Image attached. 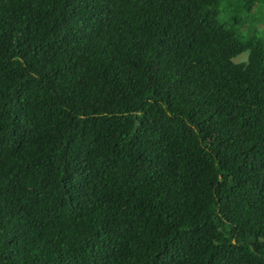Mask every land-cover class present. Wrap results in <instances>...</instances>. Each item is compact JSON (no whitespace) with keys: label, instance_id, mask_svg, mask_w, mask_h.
Here are the masks:
<instances>
[{"label":"trees","instance_id":"1","mask_svg":"<svg viewBox=\"0 0 264 264\" xmlns=\"http://www.w3.org/2000/svg\"><path fill=\"white\" fill-rule=\"evenodd\" d=\"M0 264H264V0H0Z\"/></svg>","mask_w":264,"mask_h":264},{"label":"rangeland","instance_id":"2","mask_svg":"<svg viewBox=\"0 0 264 264\" xmlns=\"http://www.w3.org/2000/svg\"><path fill=\"white\" fill-rule=\"evenodd\" d=\"M261 26H263V24H261ZM245 57H246V55L245 54H242V55L239 56V59H244Z\"/></svg>","mask_w":264,"mask_h":264},{"label":"bare ground","instance_id":"3","mask_svg":"<svg viewBox=\"0 0 264 264\" xmlns=\"http://www.w3.org/2000/svg\"><path fill=\"white\" fill-rule=\"evenodd\" d=\"M77 16V15H76ZM29 17V16H28ZM84 34V33H83ZM93 34V33H92ZM107 37V36H106ZM95 40V39H94ZM92 41V40H91ZM25 214V213H24ZM59 214V213H58ZM52 244V243H51ZM125 250V249H124ZM123 251V250H122ZM126 252V251H125ZM124 260V259H123ZM121 262V261H120Z\"/></svg>","mask_w":264,"mask_h":264}]
</instances>
